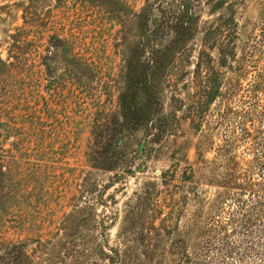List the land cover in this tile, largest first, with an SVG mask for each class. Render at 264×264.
<instances>
[{"label":"rangeland","instance_id":"374dc122","mask_svg":"<svg viewBox=\"0 0 264 264\" xmlns=\"http://www.w3.org/2000/svg\"><path fill=\"white\" fill-rule=\"evenodd\" d=\"M125 1L136 11L147 2ZM14 2L0 0L3 60L9 36L24 26ZM217 2L193 3L191 52L161 85L164 113L178 116L171 133L141 146L149 134L142 128L106 170L105 130L120 119L119 75L131 38L93 7L40 0L54 29L31 42L14 69L0 65V264H264V0L233 2L237 50L223 67L218 48L204 43L229 11L212 13ZM171 4L163 3L167 14ZM53 33L97 67L85 89L67 66H44L39 52ZM202 50L223 77L221 95L197 123L179 100L191 103ZM175 165L176 177L162 183ZM186 167L195 197L185 183L192 180L181 178Z\"/></svg>","mask_w":264,"mask_h":264},{"label":"trees","instance_id":"16d2710c","mask_svg":"<svg viewBox=\"0 0 264 264\" xmlns=\"http://www.w3.org/2000/svg\"><path fill=\"white\" fill-rule=\"evenodd\" d=\"M4 1H15L12 5L22 7L24 19V26L17 28L15 33L9 36L12 42L10 43L8 59L3 60L0 57V65L9 72L21 64L28 54L27 48L32 44L31 42L37 39L43 40L45 33L54 29V22L49 16L46 17V14L40 13V0ZM55 1L57 6L65 3V0ZM72 1L81 7H93L99 11L104 22L106 20L116 21L119 25L117 31L123 35V39L131 38L126 42L124 69L119 75L118 105L120 119L112 124V127L107 124L105 130V134L111 132L103 152L106 156L105 162L108 163L106 167L110 168L105 169L114 170L112 167H117L121 163L117 151L127 147V139L133 137L136 132L143 128L149 134L146 135L141 146L144 143L148 145L150 143L149 137H156L160 140L164 134L171 133V127L178 119L176 111L169 114L164 113L161 85H169L168 77L173 71L172 68H178L176 66L178 57H185L191 52L188 42L194 38L198 31L199 17L193 7V3L197 0H172L173 4L166 9L169 11L168 14L163 6L165 0H147L146 5L140 11L134 10L125 0ZM229 1L218 0L212 13L225 8L226 5L229 11L227 16L220 14L217 25L206 31L207 37L204 39V43L207 45H214L218 48V65L222 67L226 66L229 60L235 58L236 40L239 36L236 6L233 3L237 0ZM174 3L177 4L174 5ZM211 40L213 42H210ZM75 49V43L53 33L48 35L47 44L43 46L42 52L40 51L39 54L44 58L46 68L52 66L51 64H53L52 69L59 65L67 66L65 70L73 71L72 75L77 85L81 89H85L86 86L82 87L88 84L87 80L98 71L93 62H88L79 57V54L75 53ZM213 62L211 55L207 54L206 51L199 52V59L195 68L197 80L194 85L195 91L190 95L191 103L184 105V101L179 100L181 105L188 107L189 117L197 123L200 122L204 108L216 101L217 97L221 95L223 73L216 69ZM52 71H48V74L51 75ZM257 111L255 110L256 113H258ZM246 135H249V132H246ZM125 164L126 162H124ZM133 165L135 164L129 161L128 166ZM188 171L186 167L182 171L181 178L192 180L189 184L188 182L185 183L190 194L195 197L197 194L195 182H193L194 176ZM176 173V165L173 169L162 172V183L168 184L172 177H176ZM252 186L250 184V188H253ZM252 198H254V194ZM257 203L259 201L254 202V205ZM198 225V220H195L193 224H190V227L195 228Z\"/></svg>","mask_w":264,"mask_h":264}]
</instances>
